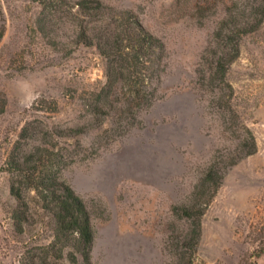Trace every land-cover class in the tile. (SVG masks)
Segmentation results:
<instances>
[{
	"label": "rangeland",
	"instance_id": "1",
	"mask_svg": "<svg viewBox=\"0 0 264 264\" xmlns=\"http://www.w3.org/2000/svg\"><path fill=\"white\" fill-rule=\"evenodd\" d=\"M103 1L134 10L166 43L163 97L122 137L91 132L61 139L62 152L76 157L63 178L93 211L94 264H169L173 241L188 228L175 207L190 198L215 153L235 140L197 70L208 71L206 52L218 23L249 0ZM43 19L53 20L46 33ZM71 48H55V7L0 0V264H23L53 239L52 221L34 193L24 232L14 224L7 160L18 143L33 144L20 140L22 128L38 127L41 139L55 146V125L84 122L79 93L106 79L94 48ZM227 81L225 99L238 118L232 122L253 131L258 150L228 171L202 219L194 264H264V254L256 256L264 250V24L243 38Z\"/></svg>",
	"mask_w": 264,
	"mask_h": 264
},
{
	"label": "trees",
	"instance_id": "2",
	"mask_svg": "<svg viewBox=\"0 0 264 264\" xmlns=\"http://www.w3.org/2000/svg\"><path fill=\"white\" fill-rule=\"evenodd\" d=\"M35 1L45 10L55 7V48L72 47L70 51L73 47L94 48L104 61L106 79L88 94L79 93L81 108L85 111L84 122L66 127L55 125V146L41 139L38 127L26 124L22 128L20 140L33 144L24 148L18 143L7 160V170L13 174L11 194L17 201L14 224L18 232H24L30 218V196L34 193L39 208L52 221L53 239L40 249L43 253L29 254L23 264H94L93 211L63 178V171L76 157L71 151L62 152L58 142L91 132H97L99 137L111 132L115 139L139 125L141 113L163 97L160 89L169 65L168 47L132 9L118 8L103 0ZM47 23L52 25L53 20L43 19L39 24L44 33L50 30ZM263 24L264 0H249L228 10L206 52L208 71L197 70L199 77L207 80V87L214 94L213 101L222 109L223 123L235 140L233 148L215 153L190 198L175 207V213L186 219L188 228L184 236H177L173 241L169 264H194L202 238V219L228 171L258 150L253 131L246 125L241 129L232 122L237 112L225 99V92L231 89L227 76L231 65L240 57L243 38ZM60 109L55 100V113ZM262 254L264 250L256 256Z\"/></svg>",
	"mask_w": 264,
	"mask_h": 264
}]
</instances>
